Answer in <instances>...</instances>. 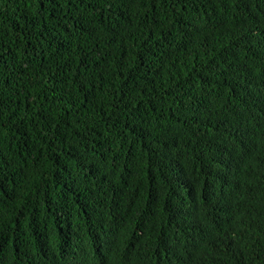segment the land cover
I'll return each instance as SVG.
<instances>
[{"label":"trees","instance_id":"trees-1","mask_svg":"<svg viewBox=\"0 0 264 264\" xmlns=\"http://www.w3.org/2000/svg\"><path fill=\"white\" fill-rule=\"evenodd\" d=\"M0 264H264V0H0Z\"/></svg>","mask_w":264,"mask_h":264}]
</instances>
